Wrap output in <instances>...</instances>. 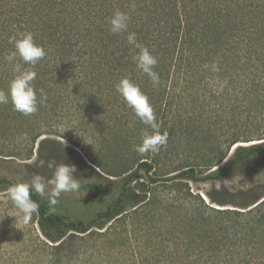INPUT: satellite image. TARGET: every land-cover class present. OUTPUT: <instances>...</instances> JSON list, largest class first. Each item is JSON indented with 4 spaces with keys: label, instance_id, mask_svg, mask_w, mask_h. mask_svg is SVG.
I'll list each match as a JSON object with an SVG mask.
<instances>
[{
    "label": "trees",
    "instance_id": "1",
    "mask_svg": "<svg viewBox=\"0 0 264 264\" xmlns=\"http://www.w3.org/2000/svg\"><path fill=\"white\" fill-rule=\"evenodd\" d=\"M116 9L130 13L129 31L157 57L158 87L136 70L127 34L109 32ZM21 32L33 33L46 52L31 69L46 100L30 116L0 105V156L26 169L17 181L0 173V193L33 174L51 176L40 152L43 167L18 161L31 159L36 141L68 116L91 126L99 149L88 160L112 184L86 180L83 188L114 192L86 220L57 206L49 214L47 196L33 193L43 240L31 256L43 264H107L97 245L120 240L125 247L108 253L120 264H264V196L231 209L188 186L222 182L244 165L264 163V0H0L5 91L15 75L4 60L13 50L8 38ZM214 62L218 72L211 71ZM122 77L140 86L169 134L158 154L142 158L133 150L145 125L115 91ZM216 79L227 81L222 92L210 86ZM141 219L154 220L155 247L124 244L140 237Z\"/></svg>",
    "mask_w": 264,
    "mask_h": 264
},
{
    "label": "rangeland",
    "instance_id": "2",
    "mask_svg": "<svg viewBox=\"0 0 264 264\" xmlns=\"http://www.w3.org/2000/svg\"><path fill=\"white\" fill-rule=\"evenodd\" d=\"M56 123L57 126L52 135H43L36 141L33 156H38L40 152L42 157L47 159L48 166L52 165L50 167L52 170L59 163L76 167L74 177L79 180V190L62 194L56 206L58 212L86 220L103 210L106 204L114 198V192L95 194L83 188L84 181L102 182L108 187L112 184L105 181L107 176L98 171L88 160V157L95 155L99 149L97 136L94 135L91 126L80 125L79 118L69 116ZM9 160L10 158L0 156V173L17 181L22 176V172L15 163ZM188 186L202 198H205L208 193L216 201L226 203L224 208L239 209L240 205L249 204L264 196V163L244 165L222 182L189 183ZM13 216L14 209L7 200L6 193H0V264H43L40 259L31 256V251L40 245L38 238L43 240L34 224L35 215L27 224L22 221L17 222ZM139 221L140 237L135 241L129 236L127 241L124 240V244L155 247L150 241H157L156 238L150 239L151 235L156 236L155 230H152L154 220L141 219ZM120 230L126 233L123 224H116V231ZM111 241L114 242L105 241L97 245V247H103L101 260L103 259L107 264H120L116 255L112 256L108 253L112 247L125 246L119 245L120 240Z\"/></svg>",
    "mask_w": 264,
    "mask_h": 264
},
{
    "label": "clouds",
    "instance_id": "3",
    "mask_svg": "<svg viewBox=\"0 0 264 264\" xmlns=\"http://www.w3.org/2000/svg\"><path fill=\"white\" fill-rule=\"evenodd\" d=\"M130 21V13L116 9L107 18L109 32L113 35L127 34V44L136 50L131 58L136 70L147 76L153 87H158L160 77L155 71L158 59L152 55L147 46L138 42L135 32L129 31ZM8 42L13 46V50L4 57V60L13 65L15 75L9 82L6 91L0 89V105L10 103L13 111L24 116H30L36 113L39 110V105L46 100L44 90H37L33 85L37 74L31 70L45 58L46 52L42 46L35 43L34 35L31 32L13 34L8 38ZM24 65H28L30 68L25 69ZM205 67L209 66L205 65ZM211 71H219L217 63L214 62L211 65ZM210 86L219 93L227 86V81L220 82L216 79L210 82ZM114 87L125 106L131 110L141 124L145 125L141 142L134 145L133 150L142 158L149 154H158L161 148L167 145L169 134L167 131H161V125L157 121L148 96L129 77H122ZM37 91H39V99ZM18 163L35 164L37 167H43L46 162L40 159L37 163V157L33 156L29 160L18 161ZM20 170L26 172L24 168ZM76 171L74 165L59 163L55 165L50 177L33 174L28 182L11 184L6 189V197L14 209L13 217L16 218V221L27 224L33 215L39 212L40 205L31 198L33 193L41 197L47 196L48 213L53 214L62 194L79 190V180L74 177Z\"/></svg>",
    "mask_w": 264,
    "mask_h": 264
}]
</instances>
